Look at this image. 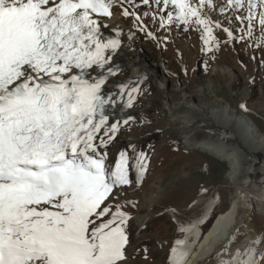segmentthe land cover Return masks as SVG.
<instances>
[{
	"label": "snow or ice",
	"instance_id": "6c2138e0",
	"mask_svg": "<svg viewBox=\"0 0 264 264\" xmlns=\"http://www.w3.org/2000/svg\"><path fill=\"white\" fill-rule=\"evenodd\" d=\"M151 2L157 11L175 9L167 19L160 17L161 28L174 21L195 23L203 28L205 46L216 39L205 11L216 7L213 0ZM140 3L150 6V0ZM125 4L139 6L137 0H0V264H122L126 259L130 216L120 205L113 212L109 198L115 200L120 193L114 190L131 183L130 157L121 151L113 166L108 149L134 118L110 121L106 111L117 103L105 87L119 71L113 61L121 32L106 38L102 31L109 27L102 18L110 19L116 6L146 30L141 16ZM245 6L247 16L235 19L247 20L245 35L251 37L264 0H226L219 12ZM258 15L264 33V11ZM215 27L222 25L216 21ZM223 31L235 39L229 28ZM147 35L155 38L151 31ZM140 93L138 86H121L118 94L121 99L126 94L124 107L132 108ZM136 159L142 180L147 157L140 153ZM176 243L171 264H183L186 241ZM255 256V249L238 250L221 264H264V252L259 260Z\"/></svg>",
	"mask_w": 264,
	"mask_h": 264
},
{
	"label": "rangeland",
	"instance_id": "374dc122",
	"mask_svg": "<svg viewBox=\"0 0 264 264\" xmlns=\"http://www.w3.org/2000/svg\"><path fill=\"white\" fill-rule=\"evenodd\" d=\"M114 8L117 13H122L119 6ZM169 8L175 12L172 6ZM210 11L229 20L239 14L247 16L246 6L233 15L228 10L221 14L217 5ZM261 11L264 9H256L255 18H259ZM145 12L148 13L143 17L145 34L138 30L141 22H134L131 15L126 19L139 35H145V43L153 48L157 63L168 69L167 92L176 100H184L183 90L195 104L207 109L216 103H227L232 112L250 117L264 134V62L261 65L251 56L253 52L257 58L264 60V39L259 43L262 32L257 20L254 21L252 45L247 44L245 33L239 28L236 31L237 50H234L229 37L225 40V50L222 46L217 48L215 45L220 37L213 29L216 39L210 42L212 51L206 50L202 55V26L197 30L195 23L185 26L174 21L161 28L160 17L167 19L168 11H157V6L151 0L150 6H145L142 13ZM153 15L156 19L152 18ZM147 28L155 33V38L147 35ZM262 35L264 37V33ZM209 46L204 45L205 49ZM207 56L211 61L203 69L198 62ZM213 65L215 67L212 69ZM150 76L153 77L152 71ZM144 90L147 94L140 103L142 107L146 98L153 94V91L148 92V88ZM145 108L139 115L142 117H137L125 130L120 131L119 135L124 139L117 146L118 150L128 152L133 157H138L140 153L147 157V170L144 172L147 175L138 180V173H130L129 179L140 183L123 189L129 198L133 196L140 200L136 198L129 203L127 200L121 201L127 199V195H119L115 200L111 198L109 203L113 212L116 205H120V210L132 217L126 227V234L130 237L125 253L130 254L122 264H171L172 249L177 247V241H186L188 254L183 262L186 264L185 261L191 257L219 214L230 209L233 201L239 198L237 188L229 177L231 163L199 146L208 133L207 129L194 127L190 133L191 144L185 143L181 129L167 116L159 101L155 106ZM116 142L108 149V161L112 165L111 151ZM227 243L229 235L225 234L215 243L216 248L207 261L199 264H211L227 248ZM180 248L184 249L185 245ZM260 255L259 252L256 260L260 259Z\"/></svg>",
	"mask_w": 264,
	"mask_h": 264
},
{
	"label": "bare ground",
	"instance_id": "6f19581e",
	"mask_svg": "<svg viewBox=\"0 0 264 264\" xmlns=\"http://www.w3.org/2000/svg\"><path fill=\"white\" fill-rule=\"evenodd\" d=\"M214 1L219 6L225 4L226 0ZM137 4H139L138 7L128 4L124 7L128 6L129 10L132 9V12L140 15L145 25L143 21L145 16L142 13L145 6L140 3V0H137ZM112 11L113 16L110 19L102 18L104 23L109 25L106 29L102 28V31L106 38H116V31L121 32L119 37L121 47L113 61V66H118L119 71L117 76L110 78L105 92L114 94L116 104L119 106H124L128 98L126 94L123 99L119 96L121 86H127L128 89L138 86L141 93L137 95L134 106L128 108L126 114L110 116V121L126 119L129 115L134 119L142 117L139 115L146 109L145 107H153L159 101L167 116L172 118L177 127L181 129L185 143L191 144L190 133L194 127L201 126L207 129L208 133L199 146L214 155L230 160L231 163L229 177L237 188L239 198L233 201L230 209L219 214L186 264H199L207 261L216 248L215 243L225 234L229 235L228 246L218 257L216 256L217 258L211 264H221L222 259H230L238 250L243 253L255 249V258H257L259 252H264V201H262L264 198V134L250 117L232 112L227 103H216L207 109V107L195 104L183 90L181 93L184 95V100L174 99L173 95L167 92L168 69L157 63L153 48L145 43V35H139L133 27H130L126 17L117 13L116 8ZM167 11H170V8ZM208 15L213 17L209 12ZM140 32L145 34L143 31ZM150 71L153 72V77H149ZM146 79L148 81L145 82ZM141 82H143L142 85ZM146 88L148 92L153 91L154 95L151 94V97L146 98L142 107L140 103L145 98L146 90L144 89ZM127 127L128 125L122 126L121 131ZM122 139L124 137L119 134L115 139L119 142V145L118 142L115 143L112 152L115 161L119 158L120 151L117 146L122 144ZM129 157L131 169L134 159L132 154H129ZM124 188L114 190H120V195H127V199H121V201L127 200L131 203L136 198L140 200L133 196L129 198L128 194L123 191ZM127 188L130 187L127 186ZM110 199L111 197L109 201ZM257 239L260 243L255 242ZM244 259H247V256H244Z\"/></svg>",
	"mask_w": 264,
	"mask_h": 264
}]
</instances>
